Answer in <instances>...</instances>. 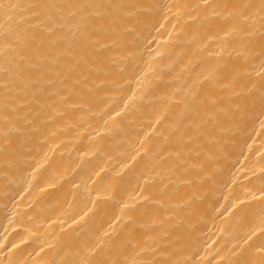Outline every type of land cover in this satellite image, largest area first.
Masks as SVG:
<instances>
[{"label":"bare ground","instance_id":"1","mask_svg":"<svg viewBox=\"0 0 264 264\" xmlns=\"http://www.w3.org/2000/svg\"><path fill=\"white\" fill-rule=\"evenodd\" d=\"M0 264H264V0H0Z\"/></svg>","mask_w":264,"mask_h":264}]
</instances>
